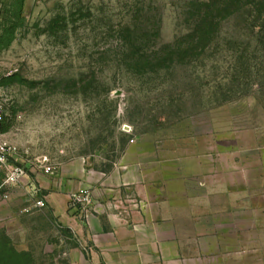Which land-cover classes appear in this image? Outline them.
<instances>
[{
  "label": "rangeland",
  "instance_id": "rangeland-1",
  "mask_svg": "<svg viewBox=\"0 0 264 264\" xmlns=\"http://www.w3.org/2000/svg\"><path fill=\"white\" fill-rule=\"evenodd\" d=\"M194 1L0 0V141L15 163L31 177L74 160L107 170L147 136L264 150V46L232 17L187 50ZM4 181L0 264L7 249L62 262L63 231Z\"/></svg>",
  "mask_w": 264,
  "mask_h": 264
},
{
  "label": "crops",
  "instance_id": "crops-1",
  "mask_svg": "<svg viewBox=\"0 0 264 264\" xmlns=\"http://www.w3.org/2000/svg\"><path fill=\"white\" fill-rule=\"evenodd\" d=\"M199 140L138 137L107 170L69 161L9 191L66 233L53 264H264V150Z\"/></svg>",
  "mask_w": 264,
  "mask_h": 264
},
{
  "label": "trees",
  "instance_id": "trees-1",
  "mask_svg": "<svg viewBox=\"0 0 264 264\" xmlns=\"http://www.w3.org/2000/svg\"><path fill=\"white\" fill-rule=\"evenodd\" d=\"M191 6L193 28L187 50L199 48V41L204 44L202 48L209 45L218 35L221 21L232 17L246 24L250 20L252 30L256 29L255 43L264 46V0H196ZM5 251L11 254V259H15L11 264H34L28 254L17 253L13 249Z\"/></svg>",
  "mask_w": 264,
  "mask_h": 264
},
{
  "label": "built area",
  "instance_id": "built-area-1",
  "mask_svg": "<svg viewBox=\"0 0 264 264\" xmlns=\"http://www.w3.org/2000/svg\"><path fill=\"white\" fill-rule=\"evenodd\" d=\"M4 121L3 106L0 102V127ZM122 132L129 134L132 132L130 126L123 125L121 128ZM132 142V141H131ZM16 160V149L6 142L0 141V169L5 175L4 187L9 191L14 188H21L25 186V182L29 180V176L25 170L15 163ZM43 172L47 175L53 174V168L45 166ZM8 193L0 196V199L7 200ZM91 205V196L86 191H79L71 195L68 203V209L80 214L85 217L88 213V208ZM45 200L39 198L34 202V207L37 209L45 208Z\"/></svg>",
  "mask_w": 264,
  "mask_h": 264
}]
</instances>
